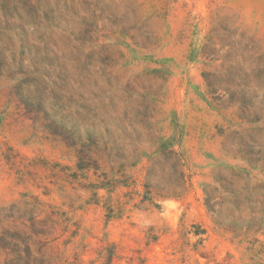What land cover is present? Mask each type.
<instances>
[{
  "label": "rangeland",
  "instance_id": "obj_1",
  "mask_svg": "<svg viewBox=\"0 0 264 264\" xmlns=\"http://www.w3.org/2000/svg\"><path fill=\"white\" fill-rule=\"evenodd\" d=\"M3 238L264 264V0H0Z\"/></svg>",
  "mask_w": 264,
  "mask_h": 264
},
{
  "label": "trees",
  "instance_id": "obj_2",
  "mask_svg": "<svg viewBox=\"0 0 264 264\" xmlns=\"http://www.w3.org/2000/svg\"><path fill=\"white\" fill-rule=\"evenodd\" d=\"M33 226V224H32ZM32 232L33 234L35 235H38V234H46L48 231L46 229H41V228H33L32 227ZM8 239H1L0 240V247L2 249H8L10 248V250L16 254L17 258L20 259V255H21V252H20V247L12 242V241H7ZM24 253H25V259H26V263L27 264H53V259L51 258H44V257H37L36 256V253L34 252V250L32 249L31 245H29V243H25L24 244Z\"/></svg>",
  "mask_w": 264,
  "mask_h": 264
}]
</instances>
